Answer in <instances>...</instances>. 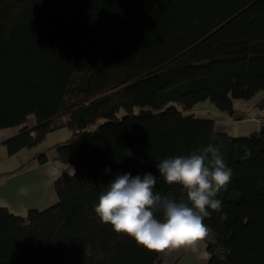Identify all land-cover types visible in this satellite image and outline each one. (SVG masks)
<instances>
[{"label": "trees", "instance_id": "16d2710c", "mask_svg": "<svg viewBox=\"0 0 264 264\" xmlns=\"http://www.w3.org/2000/svg\"><path fill=\"white\" fill-rule=\"evenodd\" d=\"M259 91L264 0H0V129L35 114L7 140L14 152L67 116L72 134L56 156L33 159L73 167L56 180L57 203L23 214L0 206V264H161L160 251L115 233L94 206L117 173L158 175L156 163L209 142L224 145L233 170L216 197L227 219L204 220L209 264H264V129L236 136L184 111L211 99L233 113L235 99ZM155 191L184 195L159 176Z\"/></svg>", "mask_w": 264, "mask_h": 264}, {"label": "clouds", "instance_id": "9594fccd", "mask_svg": "<svg viewBox=\"0 0 264 264\" xmlns=\"http://www.w3.org/2000/svg\"><path fill=\"white\" fill-rule=\"evenodd\" d=\"M223 147L209 142L189 155L163 159L155 165L158 175L117 173L98 197L96 216L115 233L130 237L148 251H195L196 242L210 231L205 218L216 212L222 221L227 219L222 201L216 198L227 190L233 176L221 152ZM250 156L251 150L246 148L242 159ZM110 171L106 168L105 174ZM158 176L168 185H179L184 195L177 200L155 191Z\"/></svg>", "mask_w": 264, "mask_h": 264}, {"label": "crops", "instance_id": "0c3cea01", "mask_svg": "<svg viewBox=\"0 0 264 264\" xmlns=\"http://www.w3.org/2000/svg\"><path fill=\"white\" fill-rule=\"evenodd\" d=\"M237 102H242L239 103L241 107L239 109L245 111V115L238 114L239 119L243 121L245 120L244 116H247L249 118L247 120H257L252 132L264 129L257 119V115L260 113V105L264 102V91H259L248 99H235L234 108L236 109L232 115L237 113ZM64 117L68 118L67 116L61 118ZM201 117L214 118L219 131L230 133L218 126V120L215 116ZM34 125L24 123L19 126L0 129V206L7 207L11 211L20 214L26 213L31 208L45 209L57 203L59 195L56 190V180L64 171H73L72 165L63 163L58 159L47 162H39L37 159H33L37 153L46 150L49 151L51 157L56 156L54 145L68 139L72 134V130L66 126V123L62 124L60 128L58 127L49 132L42 141L33 146H25L14 152L10 151L7 140L17 135L24 126L32 127ZM42 145H46L44 150H40ZM18 155L21 157L19 164L16 160ZM211 235L212 233L209 231L205 238L196 242L194 247L197 244L201 245L197 251L186 248L175 250V259L181 261L178 263V260H176L173 264H209L210 252L207 248V240ZM160 255L162 258L161 264H164L166 254L160 251Z\"/></svg>", "mask_w": 264, "mask_h": 264}, {"label": "rangeland", "instance_id": "374dc122", "mask_svg": "<svg viewBox=\"0 0 264 264\" xmlns=\"http://www.w3.org/2000/svg\"><path fill=\"white\" fill-rule=\"evenodd\" d=\"M237 103H238L236 104L237 113L235 115L234 114L232 115L231 112L221 111L211 99L201 100L194 107L190 109H186L184 111L186 113H194L197 116H215L218 120V126L220 128H224L230 133L235 134L236 136L248 135L250 134V132H252L255 124L257 123L256 122L257 120L256 121L247 120L249 119L247 118V116H244L245 120L243 121L242 119H239L238 114L245 115V111L244 109H239L241 108L239 106L240 105L239 103H242V102H237ZM136 110H138V107L136 108ZM67 119L68 118L64 117V118H61L57 122L60 123V125H62L66 123ZM36 121H37L36 116L34 113H32L28 116L26 123L29 125H34ZM44 148H46V145H42L40 150H44ZM20 158H21L20 155H18L16 158L17 164H19L18 162ZM200 246H201L200 244H197V246H195V251L200 249ZM163 253L166 254V259H165L164 264H173L174 262H176V260H178V259H175V253H176L175 250L173 251L165 250L163 251ZM180 261L181 260H178L177 262L179 263Z\"/></svg>", "mask_w": 264, "mask_h": 264}, {"label": "built area", "instance_id": "2783aa9c", "mask_svg": "<svg viewBox=\"0 0 264 264\" xmlns=\"http://www.w3.org/2000/svg\"><path fill=\"white\" fill-rule=\"evenodd\" d=\"M260 124L264 127V102L260 105V114L257 116Z\"/></svg>", "mask_w": 264, "mask_h": 264}]
</instances>
